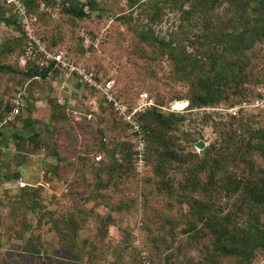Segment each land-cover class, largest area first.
I'll return each mask as SVG.
<instances>
[{"label": "rangeland", "instance_id": "rangeland-1", "mask_svg": "<svg viewBox=\"0 0 264 264\" xmlns=\"http://www.w3.org/2000/svg\"><path fill=\"white\" fill-rule=\"evenodd\" d=\"M62 3L53 0L34 7L41 38L51 48L65 47L97 77L111 78L127 110L145 93L149 105L144 110L183 114L178 131L162 135L173 152L174 141L184 149L176 157L173 153L163 158L145 141L144 162L137 171L127 124L97 93L59 72L32 81L18 116L4 125L0 138V264H136L141 249H147L152 264H237L233 258L214 255L206 236L186 228L184 198L208 197L185 184L184 162L186 151L195 154L189 157L196 163L209 160L202 149H220L228 127L240 120L264 126V42L249 52L258 72V81L250 87L253 95L240 104L220 102L188 111L180 98L187 86L174 80L166 52L139 39L150 9L129 8L126 0H94L87 16L75 18L61 10ZM159 9L150 33L198 55L201 47L190 41L200 33V23L185 18L174 1ZM9 14L0 7V63L12 67L0 72V114L23 84L15 62L21 40L17 28L4 20ZM211 111L217 113L214 120L206 116ZM11 132L24 138L37 133V144L15 146ZM198 140L202 149L194 145ZM253 160L264 165L258 155ZM10 171L12 176L5 178ZM199 177L204 179V174ZM50 182L57 183L52 192L45 186ZM212 198L215 210L234 209L231 201ZM106 216L109 224L97 221ZM253 255L251 264L264 262V250Z\"/></svg>", "mask_w": 264, "mask_h": 264}, {"label": "trees", "instance_id": "trees-1", "mask_svg": "<svg viewBox=\"0 0 264 264\" xmlns=\"http://www.w3.org/2000/svg\"><path fill=\"white\" fill-rule=\"evenodd\" d=\"M20 1L27 13L34 17V27L38 33L33 9L40 4L49 5L53 0ZM172 1L178 5L185 18L192 17L194 22L200 23V33L190 41L191 45L197 43L201 47L202 51L198 55H190L177 42L171 43L170 39L166 41L150 33L151 21L157 17L160 4ZM93 3L94 0H63L61 10L75 18H83L87 16V10L93 8ZM126 5L129 8L138 5L146 6L145 10L150 9L146 28L140 31L139 39L156 44L166 52L174 80L187 86L185 95L180 97L186 101L185 110L211 108L220 102L240 104L254 94L250 87L258 81V72L257 64L253 63L249 52L255 44L264 42V0H126ZM0 7L10 13L1 2ZM219 7L223 10L221 15L214 13ZM4 20L17 28L18 38L21 40L19 53L24 45L19 26L11 13ZM40 39L48 50L58 48L49 47L41 36ZM85 66L87 67L86 64ZM18 69L23 76V84L17 87V91L24 88L27 96L30 83L36 81L34 76L43 79L52 72H60L52 65L44 68L28 65L24 70ZM10 71L11 66L0 63V72ZM32 91L33 94L36 92L35 86ZM11 105L10 98L2 106L0 120ZM216 114L211 111L206 116L214 120ZM138 119L148 146L160 150L163 158L173 153L176 157L183 151L184 148L178 149L174 141L173 152L162 135L165 130L173 129L174 133L178 131L183 114H165L150 107L139 113ZM23 124L27 125V121H23ZM3 128L4 126L0 129V138ZM22 134L10 133L13 145L19 147L22 144H37V133L30 132L25 138ZM225 136L227 141L220 149L212 152L211 145L202 149L203 154L210 156L209 160H203L202 163H196L189 157L195 154L186 151L188 157L184 162V170L188 177L185 178V184L192 191L201 192L208 197L201 199L191 195L184 198L189 216L186 228H193L206 236L214 255L233 258L237 264H251L253 254L264 250V165L257 166L253 160V156L258 155L264 161V126L254 127V123L246 118L244 122L240 120L229 126ZM108 170H112V166ZM8 173L10 175L5 178L12 176V171ZM200 173L204 174L202 180ZM210 192L213 193L212 196ZM214 195L227 202L231 201L234 209L224 213L215 210L212 204ZM97 219L98 222L110 223L109 216ZM147 255L152 264L149 253Z\"/></svg>", "mask_w": 264, "mask_h": 264}, {"label": "built area", "instance_id": "built-area-1", "mask_svg": "<svg viewBox=\"0 0 264 264\" xmlns=\"http://www.w3.org/2000/svg\"><path fill=\"white\" fill-rule=\"evenodd\" d=\"M4 7L10 10L14 16L16 24L19 26L20 33L24 37V45L16 55V65L25 69L28 65L44 68L52 65L60 72L74 76L84 87L97 93L110 107L117 113L128 126L134 142L135 164L134 167L139 171L144 162L145 137L140 125L138 114L149 105V100L145 93H140L138 102L130 110L122 104L121 100L115 95L113 80L110 78L99 79L95 73L85 66V63L76 56L71 55L63 46L54 50H48L41 41L40 36L34 27V17L29 15L26 7L20 0H0ZM83 42L87 41V35L81 31ZM33 79L39 80L38 76ZM27 96L24 88H21L11 98V108L3 115L0 120L2 126L14 122L20 108L23 106V98ZM138 264H150L146 250L141 249L138 255Z\"/></svg>", "mask_w": 264, "mask_h": 264}, {"label": "crops", "instance_id": "crops-1", "mask_svg": "<svg viewBox=\"0 0 264 264\" xmlns=\"http://www.w3.org/2000/svg\"><path fill=\"white\" fill-rule=\"evenodd\" d=\"M59 73H63V72H59ZM63 74H65V75H68V74H66V73H63ZM69 76H71V77H74V76H72V75H69ZM81 84V83H80ZM83 86V85H82ZM6 184H12V181H8V182H6ZM45 186L47 187L46 189H47V191H51L52 192V188L54 189V187L56 188L57 187V183H53V182H50L49 184L47 183H45ZM57 189V188H56ZM57 190H55L54 192H56Z\"/></svg>", "mask_w": 264, "mask_h": 264}, {"label": "water", "instance_id": "water-1", "mask_svg": "<svg viewBox=\"0 0 264 264\" xmlns=\"http://www.w3.org/2000/svg\"><path fill=\"white\" fill-rule=\"evenodd\" d=\"M194 145L198 149H202L204 147V144L200 140L196 141Z\"/></svg>", "mask_w": 264, "mask_h": 264}]
</instances>
